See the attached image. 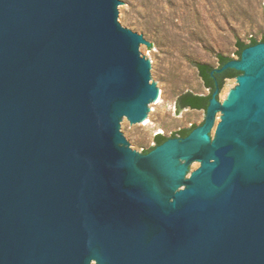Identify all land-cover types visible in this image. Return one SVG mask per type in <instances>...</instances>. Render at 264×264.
Here are the masks:
<instances>
[{
  "label": "water",
  "instance_id": "95a60500",
  "mask_svg": "<svg viewBox=\"0 0 264 264\" xmlns=\"http://www.w3.org/2000/svg\"><path fill=\"white\" fill-rule=\"evenodd\" d=\"M127 8L0 0V264H264V42L210 71H239L228 102L141 153L126 122L161 90Z\"/></svg>",
  "mask_w": 264,
  "mask_h": 264
},
{
  "label": "rangeland",
  "instance_id": "374dc122",
  "mask_svg": "<svg viewBox=\"0 0 264 264\" xmlns=\"http://www.w3.org/2000/svg\"><path fill=\"white\" fill-rule=\"evenodd\" d=\"M123 24L154 42L145 48L161 100L150 108L152 118L139 127L126 122V132L141 151L154 145L156 132L170 136L200 124L203 109L175 107L176 97L189 91L207 94L194 62L218 67L217 55L238 58L235 42L264 36V0H125ZM238 85L226 79L217 98L228 102Z\"/></svg>",
  "mask_w": 264,
  "mask_h": 264
},
{
  "label": "trees",
  "instance_id": "16d2710c",
  "mask_svg": "<svg viewBox=\"0 0 264 264\" xmlns=\"http://www.w3.org/2000/svg\"><path fill=\"white\" fill-rule=\"evenodd\" d=\"M257 42H264V36H262V38L259 41L254 39V38H251L248 43L237 40L235 42L237 56L238 57L240 56V53L244 48H246L247 46L256 44ZM217 59H218V66H221L222 64L226 63L227 61H229L232 58L229 56L218 54ZM194 65L197 68L198 74L201 77L203 84L205 85L206 88L209 89V93H207V94H195V93H192L189 91H185V92L179 94L175 99V107H176L177 111L183 109L184 107L205 109L209 103L211 93L215 89V87L217 86L218 89H220L222 87L223 81L220 80L219 77H223V75H227L228 77H233L239 73V71H236V70L231 69V68H227L220 73L213 72V75H211L210 71L213 70L214 67L210 66L209 64L201 63V62H194ZM214 77H216L218 79L217 85L214 84ZM193 127H195V124H193L189 127H186V128H182V129L178 130L176 133H182L183 135H186ZM176 133H174L173 135H175ZM166 138L167 137L161 133H157L153 137V139L155 141V145L162 143ZM152 147L153 146L147 148L146 151H149Z\"/></svg>",
  "mask_w": 264,
  "mask_h": 264
},
{
  "label": "flooded vegetation",
  "instance_id": "af4514ba",
  "mask_svg": "<svg viewBox=\"0 0 264 264\" xmlns=\"http://www.w3.org/2000/svg\"><path fill=\"white\" fill-rule=\"evenodd\" d=\"M235 77H236V76L228 77L227 75H223V77H219V78H220V80H222V81L224 82L226 79L235 78ZM214 84H215V85L218 84V79H217L216 77H214ZM184 108L197 109V108H191V107H184ZM200 109H203V108H200ZM203 110H204V109H203ZM204 113H205V110H204ZM202 122H203V121H202ZM202 122H201V123H202ZM201 123H200V124H201ZM191 125H193V124H191ZM191 125H190V126H191ZM198 125H199V124H198ZM195 126H197V125H195ZM193 128H194V127H193ZM179 130H180V129H179ZM212 130H213V129H212ZM212 130H211V131H212ZM211 131H210V135L212 136ZM157 133H159V132H156L155 134H157ZM188 133H189V132H188ZM188 133H187V134H188ZM155 134H154V135H155ZM187 134H186V135H187ZM184 136H185V135H183L182 133H176L175 135L172 134V135H170V136H166V137H167V138H169V137H178V138H181V137H184ZM153 142H154V145H153V146H155V141H154V139H153ZM139 152H141V153H146V152H148V151H146V149H142V150L139 151ZM192 162H194V161H192ZM192 162H191V163H192ZM197 162H198V161H197ZM191 163H190V164H191ZM190 164H189V165H190ZM189 165H188V170H189ZM193 170H194V169H193ZM189 174H190V172H189V173H186L185 178H187V177L189 176Z\"/></svg>",
  "mask_w": 264,
  "mask_h": 264
}]
</instances>
